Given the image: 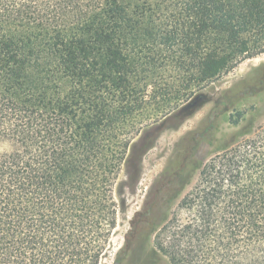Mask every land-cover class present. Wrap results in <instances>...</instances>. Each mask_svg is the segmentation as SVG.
<instances>
[{"label":"trees","instance_id":"1","mask_svg":"<svg viewBox=\"0 0 264 264\" xmlns=\"http://www.w3.org/2000/svg\"><path fill=\"white\" fill-rule=\"evenodd\" d=\"M262 52L264 0H0V264H100L132 139ZM154 244L264 264V126L202 165Z\"/></svg>","mask_w":264,"mask_h":264},{"label":"rangeland","instance_id":"2","mask_svg":"<svg viewBox=\"0 0 264 264\" xmlns=\"http://www.w3.org/2000/svg\"><path fill=\"white\" fill-rule=\"evenodd\" d=\"M201 86L192 105L182 101L161 112L143 125V138L132 139L134 156L128 168L122 165L113 187L120 207L100 264H169L154 238L194 187L202 165L229 142L264 126V52ZM150 140L136 169L140 147ZM7 148L0 140V152Z\"/></svg>","mask_w":264,"mask_h":264}]
</instances>
